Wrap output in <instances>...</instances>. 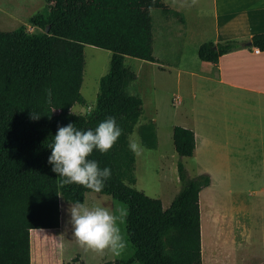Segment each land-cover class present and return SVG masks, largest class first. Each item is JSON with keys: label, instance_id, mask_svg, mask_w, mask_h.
I'll return each mask as SVG.
<instances>
[{"label": "trees", "instance_id": "16d2710c", "mask_svg": "<svg viewBox=\"0 0 264 264\" xmlns=\"http://www.w3.org/2000/svg\"><path fill=\"white\" fill-rule=\"evenodd\" d=\"M157 9L184 22L164 0H43V8L30 18L37 33L24 25L0 30V264H32L30 232L59 228V197L83 203L93 192L79 184L61 186L62 178L51 170L48 145L58 127L71 123L79 130L95 129L108 117L115 118L122 134L107 153L94 149L87 159L111 170L96 193L127 211L123 235L130 254L100 264H202L199 193L210 184L209 174L191 178L178 162L181 188L167 208L135 187L130 136L137 128L142 146L155 149L157 134L155 122L143 115L141 97L129 92L137 76L124 57L159 63L153 55L151 15ZM250 40L264 52V33ZM84 45L108 50L111 56L94 107L76 114L70 109L85 104L80 93ZM239 48L233 40L207 41L197 55L215 63ZM31 114L39 118L31 119ZM172 142L178 156H193L191 129L174 126Z\"/></svg>", "mask_w": 264, "mask_h": 264}, {"label": "rangeland", "instance_id": "374dc122", "mask_svg": "<svg viewBox=\"0 0 264 264\" xmlns=\"http://www.w3.org/2000/svg\"><path fill=\"white\" fill-rule=\"evenodd\" d=\"M165 2L175 6L170 0ZM178 6L188 19L185 26H181L176 17L164 16L158 9L151 12L153 55L159 63L124 57L125 65L137 76L129 92L141 97L143 115L155 122L157 134L155 149L143 146L145 151L135 154V187L160 199L167 208L181 188L178 162L183 163L191 178L208 172L210 184L199 193L203 264H264V136L260 144V139L255 138L260 132L246 119L260 116L264 120V101L254 103L247 96L245 103L241 96H235L234 90L203 77V73H216L196 52L199 44L212 38L215 28L209 13L213 8L212 0H180ZM42 8L43 0H0V30L15 29L17 20L27 31L37 33L39 29L30 18ZM163 27L168 33H161ZM177 27L183 29L179 32ZM219 32L221 36V27ZM83 53L85 65L80 93L85 104L71 108L76 114L87 113L94 107L99 79L107 73L111 56L110 51L90 45H84ZM175 97L182 101L174 103ZM202 117L206 152L193 157L178 156L172 142L173 127L187 128L195 118ZM225 118L233 120L235 129L234 132L229 130V134H233L228 137V146L224 132L219 131V136L215 134L217 125H225ZM198 122L200 124V120ZM136 136L137 128L130 138ZM221 144L223 152L220 148L218 151L217 146ZM60 199L61 204L65 202ZM84 204L103 206L114 212L124 209L109 196L96 192L87 193ZM120 228L124 234L123 223ZM73 232L71 219L59 229L32 230V264H79L74 263V257L84 264H100L130 254L127 247L119 255L108 250L103 254L86 251L77 243Z\"/></svg>", "mask_w": 264, "mask_h": 264}, {"label": "clouds", "instance_id": "9594fccd", "mask_svg": "<svg viewBox=\"0 0 264 264\" xmlns=\"http://www.w3.org/2000/svg\"><path fill=\"white\" fill-rule=\"evenodd\" d=\"M47 95L51 97L50 89ZM30 118L38 119L39 115L31 114ZM121 134L122 130L114 117L106 118L95 129L79 130L71 123L58 127L53 142L48 145L51 149L48 163L52 165L51 170L62 178L61 186L79 184L93 192H100L110 178L111 170L107 167L101 169L96 161H90L87 157L94 149L102 154L107 153ZM128 146L136 155L145 151L138 136L130 138ZM69 212L73 236L86 251L103 254L108 250L119 255L127 247L120 228L127 216L125 209L119 208L114 212L103 206L88 207L76 202Z\"/></svg>", "mask_w": 264, "mask_h": 264}, {"label": "crops", "instance_id": "0c3cea01", "mask_svg": "<svg viewBox=\"0 0 264 264\" xmlns=\"http://www.w3.org/2000/svg\"><path fill=\"white\" fill-rule=\"evenodd\" d=\"M175 6H170L173 10L180 12L183 15L184 22L181 26L188 24V19L184 14V10L181 9L180 0H170ZM213 8L210 13V18L214 21L215 28L212 32V38L208 41L210 42H224L228 40H233L239 43L240 48L234 51L225 53L221 55L217 62L211 63V69H215L216 73H203L204 78L209 81L215 82L220 87H226L230 91H235V96H241L247 103V96L253 99L254 103L264 101V52L259 51L253 46H247V43L251 41V37L255 34L264 33V0H212ZM177 5V6H176ZM174 17V16H173ZM222 19L221 25L219 24V19ZM163 23L165 19H163ZM15 28L18 27L19 22L16 20L14 24ZM164 24L163 26H165ZM20 26V25H19ZM221 27V36L219 28ZM182 27H177L180 32ZM183 29V28H182ZM167 28L163 27L161 33H168ZM200 45V44H199ZM199 45L196 48L199 47ZM198 56V55H197ZM180 61L177 62V65ZM179 98V97H178ZM181 99V98H180ZM236 100V99H235ZM182 101V100H181ZM201 113L204 114L203 110ZM222 113L227 114L225 111ZM221 113V114H222ZM231 114V113H230ZM220 116V114H218ZM220 119V118H218ZM254 123L253 129H258L260 133L255 134V138L260 139V144L263 141L264 132V120L259 116L252 120L246 117ZM200 120V124L199 121ZM225 125H217L215 130L216 136H219V131L224 132L225 139H227L226 145L228 146V137L232 136L233 133L229 134V130L234 132L232 125L233 120L230 118L223 119ZM201 122H204L203 117L198 119L195 118L190 124L189 129L194 132L195 136V149L193 156L199 153L206 152V142L203 131L201 130ZM262 140V141H261ZM208 143V142H207ZM218 151L223 152V145H218ZM192 156V157H193ZM136 162V158H135ZM136 170V165H135ZM208 173V172H206ZM209 174V173H208ZM136 177V175H135ZM137 182V180H136ZM136 185V184H135ZM59 197V209H60V224L59 228L62 226V213L67 216L66 224L71 219L69 209L72 204L64 203L61 204V198ZM86 199V196H85ZM85 201V200H84ZM84 203V202H83ZM200 210V209H199ZM64 211V212H63ZM65 224V225H66ZM58 228V229H59ZM204 237V231L202 232ZM30 243H31V232H30ZM204 247V243H203ZM32 248V245H31ZM32 259V255H31ZM201 259H202V249H201ZM203 261V259H202ZM203 264V262H202Z\"/></svg>", "mask_w": 264, "mask_h": 264}, {"label": "bare ground", "instance_id": "6f19581e", "mask_svg": "<svg viewBox=\"0 0 264 264\" xmlns=\"http://www.w3.org/2000/svg\"><path fill=\"white\" fill-rule=\"evenodd\" d=\"M66 220H67V216L65 215V213H62V226H65Z\"/></svg>", "mask_w": 264, "mask_h": 264}, {"label": "built area", "instance_id": "2783aa9c", "mask_svg": "<svg viewBox=\"0 0 264 264\" xmlns=\"http://www.w3.org/2000/svg\"><path fill=\"white\" fill-rule=\"evenodd\" d=\"M180 103L181 102V99L180 98H178V97H175V101H174V103Z\"/></svg>", "mask_w": 264, "mask_h": 264}, {"label": "water", "instance_id": "95a60500", "mask_svg": "<svg viewBox=\"0 0 264 264\" xmlns=\"http://www.w3.org/2000/svg\"><path fill=\"white\" fill-rule=\"evenodd\" d=\"M46 32L48 31V28H46V30H45ZM247 46H252V42L251 41H249L248 43H247Z\"/></svg>", "mask_w": 264, "mask_h": 264}]
</instances>
